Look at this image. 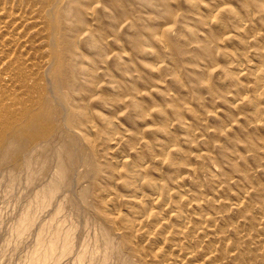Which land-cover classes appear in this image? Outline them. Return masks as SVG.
I'll return each instance as SVG.
<instances>
[{"label":"rangeland","instance_id":"374dc122","mask_svg":"<svg viewBox=\"0 0 264 264\" xmlns=\"http://www.w3.org/2000/svg\"><path fill=\"white\" fill-rule=\"evenodd\" d=\"M81 1L90 8L85 14L58 23L60 37L77 41L67 49L77 85L51 104L45 123L49 163L36 142L0 163V264H264V88L259 96L254 92L264 75V0L249 9L246 0H167V7L161 3L155 10L121 0L126 15L110 9L109 0ZM3 3L10 37L0 61L26 81L5 77L0 94V120L14 123L33 108L39 94L32 88L45 84L40 80L48 67L50 32L40 0ZM133 25L143 26L139 51L128 41ZM211 35L216 39L207 57L201 42ZM83 68L96 70L98 90H89ZM88 99L87 129L76 119L77 106ZM94 111L115 123L109 145L98 139L106 122ZM161 111L168 117L165 127ZM83 134L89 140L81 145L83 156L69 160L67 185L43 200V187L57 174L56 150L63 144L77 148L72 140H84ZM176 149L180 157L172 164L166 153ZM112 156L116 162L107 160ZM26 158L33 159L32 168ZM120 160L136 162L140 189L116 165ZM154 188L162 198L152 194ZM142 203L152 210L143 211ZM131 210L143 213L142 225L123 220Z\"/></svg>","mask_w":264,"mask_h":264},{"label":"bare ground","instance_id":"6f19581e","mask_svg":"<svg viewBox=\"0 0 264 264\" xmlns=\"http://www.w3.org/2000/svg\"><path fill=\"white\" fill-rule=\"evenodd\" d=\"M43 4V11H44V15H45V19L47 20V25H48V29L50 32V43H49V58H48V67L45 71V75L43 76V80H40L42 82H44V86L43 88H35L33 87L32 90H36L37 93L39 94L38 98L34 101L35 103L33 104V108L30 110H25L23 112V114L18 118V121H15L14 123H10L8 121L11 120H0V128L5 127L4 131L0 132V163L5 162L6 160H12L15 158V156L17 155V152L21 153V155H23L25 153V148H27L28 146L31 145V143H38L37 147H42V154L45 158V164L47 165L49 163V156H48V151L50 150V130L48 127L45 126V123H47V121H49L50 117L52 116V108H51V104L52 102L55 103H60L62 100L57 99L56 95L58 93H60L61 95L63 94L64 90H68L70 89H75L77 82L73 79L75 78V73H77L76 70V66L73 65L70 69V67H68L67 63L68 61L70 62V60L68 59V55H67V49L70 47L72 48L73 46H75L76 42L73 40H69V39H65L63 37H60L58 34V30H59V26L58 23H65V21L69 20V18L73 17V15L78 14V15H83L85 14V12L90 9L88 5H86L85 3H83L81 0H71V1H66V3L62 2L65 0H40ZM143 5H145L146 8L148 9H152L155 10V7H157V5H161L164 7H167V0H139ZM255 1V0H254ZM251 0H246L244 2V8L245 9H249L250 7H252V3H258V1L254 2ZM72 3L78 4V7H74L72 6ZM13 4V3H12ZM260 7L262 8L264 5L259 4ZM5 6V3H3V0H0V53H1V48L5 45L6 43V39L7 37H10L9 35L5 34V29H4V23H3V17H2V10ZM105 6V5H104ZM190 6L193 7V11H196L195 9L198 8V6L195 3H191ZM108 7L111 9L113 8H119L122 12L123 15H126V10H124L123 5L121 3V0H109L108 2ZM8 8V7H7ZM17 8V7H16ZM57 12H56V9ZM93 9V7L91 8V10ZM106 9V7L104 8ZM123 9V10H122ZM107 10V9H106ZM20 11V10H19ZM106 12V11H104ZM109 12V11H107ZM19 14V13H18ZM61 14V18L60 20L56 17L57 15ZM88 14V13H87ZM28 15V14H27ZM77 15V16H78ZM113 15V14H112ZM231 17H235L237 15H235L232 10L230 12ZM233 15V16H232ZM124 16H121V18H123ZM239 17V16H238ZM237 17V18H238ZM74 18V17H73ZM97 18V17H96ZM111 18V16H110ZM236 18V19H237ZM75 20V19H74ZM97 20V19H96ZM115 16L112 17V21L109 23V27L110 28H114V24H115ZM81 24L80 26H83L86 24V21L84 19H81L79 21ZM223 22V21H222ZM222 22H220L222 24ZM16 24V23H15ZM205 25H207V23H204ZM219 24V23H218ZM218 24H216L218 26ZM220 24V25H221ZM33 25V24H32ZM22 26V25H21ZM134 26V25H133ZM143 26H140L138 28H135L134 26V33L133 35H129V39L128 41L131 42V44L134 46V49L136 50H140V46L143 42V35L141 33V31L139 30V28H141ZM208 27V26H207ZM12 29V27L10 28V30ZM17 29V28H16ZM20 29V28H18ZM23 29V28H22ZM21 29V30H22ZM28 29V28H27ZM92 29V27H91ZM145 30H148L146 28H144ZM71 30V29H70ZM130 30V29H129ZM222 30V28H221ZM244 30V29H243ZM85 31V30H84ZM130 32V31H129ZM149 32L151 33V35H153L155 33L154 29L149 30ZM165 36H169L168 33H166ZM165 36L162 37L161 39L164 40ZM100 37V36H99ZM207 37H205L204 39H206ZM102 39V38H101ZM145 39V38H144ZM216 39L215 35H211V38H208L207 40H205L204 43L206 46V56L209 57L210 56V48L208 46V44H210V42L214 41ZM90 40V45L96 50V49H101V47H99L97 40L93 39V38H89ZM13 41V40H12ZM86 41H88L86 39ZM79 42V40H78ZM171 42V41H170ZM11 40L9 38L8 40V44H11ZM87 43V44H89ZM145 43V42H144ZM257 43V42H256ZM167 44V43H166ZM48 45V43H47ZM256 45V44H255ZM147 46L144 44V47ZM25 48V47H24ZM93 49V50H94ZM105 50V48H104ZM137 51V52H138ZM96 52V51H95ZM99 52V51H97ZM102 52V51H101ZM145 53V52H144ZM143 53V55H144ZM104 53H102L100 56L101 58H103ZM9 55V54H8ZM74 55V54H73ZM99 55V53H98ZM142 55V56H143ZM10 56V55H9ZM145 56L151 57L149 54H146ZM12 57V56H11ZM106 58V57H104ZM117 58V57H116ZM152 58V57H151ZM3 59V58H2ZM1 59V60H2ZM122 59V58H120ZM5 60V59H4ZM4 60L0 61V94L1 92H3V88H4V83H5V77H9V78H18L16 80V83H20V82H26L25 81V76L22 74L21 71L15 72V69H8L5 70L4 69ZM81 62V59H79ZM123 60V59H122ZM124 61V60H123ZM144 61V60H143ZM89 62V61H88ZM120 63V60H119ZM77 64V63H76ZM79 64V61H78ZM82 64V63H81ZM83 66V65H82ZM86 68V67H85ZM96 68V66L94 67ZM117 68V67H116ZM70 69V70H69ZM98 69V68H96ZM122 70V69H121ZM123 71V70H122ZM258 73V72H257ZM88 80L89 82V90L93 89L96 87V89L98 90L99 88V84L97 82L96 78V70L90 68V69H84L83 68V73H82ZM264 74V73H263ZM109 77H111L109 75ZM73 79V80H72ZM101 79V78H100ZM109 79V78H108ZM116 79V78H115ZM259 81V84L261 85V87H256L255 88V94L256 96H259V94L263 91L262 89L264 88V75H262L260 78H257ZM86 81V80H85ZM83 81V82H85ZM86 81V82H87ZM10 82V81H9ZM113 83V82H112ZM132 84V83H131ZM125 86V85H124ZM263 87V88H262ZM112 88V87H111ZM127 88V86L125 87ZM132 88V87H131ZM262 88V89H261ZM5 89L7 90L8 88L5 87ZM83 89V88H82ZM113 91L115 90L114 87L112 89ZM117 91V90H116ZM83 91H81L82 93ZM91 92V91H89ZM93 92V91H92ZM115 92V91H114ZM77 94V92H76ZM86 94V93H85ZM91 94V93H90ZM98 94V92H97ZM103 94V93H102ZM106 94V93H105ZM112 94V93H111ZM114 95V93H113ZM119 97L122 96L121 94L118 95ZM118 97V98H119ZM106 98V97H105ZM65 99V98H64ZM75 99V98H74ZM81 99V98H79ZM77 97V100H79ZM110 99V98H108ZM116 99V97L112 96L111 97V101ZM72 101V100H71ZM87 103L85 104H80L77 107L81 109V114L80 116L76 119V123L80 126V127H87L88 125H90V123H92L91 120V112L89 109V99L88 101H86ZM101 103V102H100ZM103 103V102H102ZM134 104H136L134 102ZM133 104V106H134ZM60 106V105H59ZM58 106V108H59ZM132 106V105H131ZM136 106V105H135ZM135 108V107H134ZM139 108V107H138ZM176 108V106H175ZM65 110V109H64ZM111 110V109H110ZM141 110V109H140ZM113 111V110H112ZM64 112V111H63ZM67 112V110L65 111ZM95 112V111H94ZM142 112V111H141ZM97 113V115H95L97 118H100L99 121L103 120V122L106 123H102L103 125L105 124V126H103L105 128V132L103 131V134L105 133L104 136H101L98 134V139L99 138H103L101 140V142L103 144L105 143H110V141H113L112 138L115 136V123L109 118L107 119L105 116H103L100 112H95ZM136 113V112H135ZM54 114V113H53ZM56 114V113H55ZM138 114V113H137ZM159 116L163 118L162 121V125L165 127L168 124V117L166 114H164L163 111L159 112ZM144 115V114H142ZM53 118V117H52ZM105 120V121H104ZM130 120H132L130 118ZM182 120V119H181ZM180 120V121H181ZM51 121V119H50ZM184 121V120H183ZM17 122V123H16ZM52 123V122H51ZM132 123V121L130 122ZM94 124V123H93ZM183 124V123H182ZM96 124H94L93 126L95 127ZM135 125V124H134ZM91 126V125H90ZM98 126V125H97ZM183 126V125H182ZM92 127V126H91ZM136 127V126H135ZM88 129V127H87ZM70 130V129H69ZM55 131V129H54ZM90 131V130H88ZM101 131V130H100ZM72 132V131H71ZM74 132V131H73ZM81 132V131H80ZM87 132V131H86ZM98 132V131H96ZM95 132V133H96ZM77 133V132H75ZM79 133V132H78ZM89 134V132H87ZM82 134V132H81ZM80 134V136H81ZM55 135V134H54ZM53 135V136H54ZM90 135V134H89ZM79 136V137H80ZM93 136V135H92ZM97 136V134H96ZM187 136V135H186ZM84 137V142H82L80 139L75 138L73 139V143L74 146L76 145L77 148H73V144H63L61 147H59L56 150V157H57V174L56 176H54L55 178L52 179L51 181H49V183L43 187V195L44 198L43 200L46 198H51L53 196H55V193L58 192V189L60 190L61 186L67 185L66 184V179L67 176L69 175L70 172H72V167L69 165V160L70 158H72L75 153H79V156H83V153H81V145H83L85 142H88L89 138L88 136L86 137V135L83 134ZM82 137V138H83ZM134 137V136H133ZM132 137V138H133ZM167 137V136H166ZM165 137V138H166ZM94 138V137H93ZM135 138V137H134ZM71 140V139H70ZM87 140V141H85ZM132 139H130L129 141H131ZM137 140V139H135ZM168 140V139H167ZM171 140V139H170ZM115 141V140H114ZM135 142V141H133ZM132 141L129 143H133ZM95 143V142H94ZM100 143V144H102ZM165 143V142H164ZM171 143V142H170ZM174 143V142H173ZM172 143V144H173ZM134 144V143H133ZM132 144V145H133ZM136 144V143H135ZM134 144V145H135ZM107 145V146H108ZM163 145V144H162ZM118 146V145H117ZM130 146V145H129ZM167 146V145H166ZM116 147V146H115ZM30 148V147H29ZM109 148V147H108ZM32 149V148H31ZM93 149H95L93 147ZM104 151V149H102ZM101 150V151H102ZM136 150V149H135ZM168 150V149H167ZM97 151V150H96ZM120 152V151H119ZM172 152V153H171ZM171 152L166 153V155L168 154V158H170V162L173 164L174 162H177L176 159L178 157H180V153L181 151H179L178 149L173 150ZM27 153V152H26ZM117 153V152H116ZM28 154V153H27ZM183 154V153H182ZM76 156V155H75ZM134 159V158H133ZM109 162L113 163L116 162L114 157L112 156L111 158L107 159ZM125 160V159H124ZM179 160V159H178ZM141 161V160H138ZM19 162V161H18ZM35 162V161H34ZM55 162V161H54ZM78 162V161H77ZM169 162V163H170ZM17 163V162H16ZM26 164H27V168L31 167L33 164V159L31 158H26ZM118 167H122L121 170L125 172V174L127 175V178H130L132 180H135L134 184H136L137 182H140L142 180H139V171L137 169L138 165H136V162H129V163H125L122 162V160H120L117 164ZM171 165V164H169ZM56 166V165H55ZM116 166V167H117ZM117 167V168H118ZM170 167V166H169ZM32 168V167H31ZM116 169V168H115ZM29 170V169H28ZM120 170V169H119ZM118 170V171H119ZM117 171V170H116ZM113 171L110 172V174L112 175ZM117 173V172H116ZM139 180V181H138ZM125 182V181H124ZM129 182V181H128ZM127 183V181L125 182V184ZM141 183V182H140ZM74 184V183H73ZM130 184H133L130 183ZM122 186H124L122 184ZM127 186H129L127 184ZM136 186L139 188L140 184H136ZM129 188V187H128ZM127 188V189H128ZM141 188V186H140ZM139 188V189H140ZM165 189V186L164 188ZM76 190V189H75ZM126 190V189H125ZM159 190V189H158ZM165 191V190H164ZM153 195L158 199V198H162V194L160 193V191H157V188H154L152 191ZM166 192V191H165ZM83 193V192H82ZM164 194V193H163ZM36 196V195H35ZM82 196H84L82 194ZM143 196V195H142ZM165 196V195H164ZM167 196V195H166ZM165 196V197H166ZM101 197V196H100ZM156 199V201H158ZM163 199H167L164 198ZM140 202H142V200H140ZM166 201H164L165 203ZM130 204V203H129ZM167 204V202H166ZM131 206V205H130ZM129 207V206H128ZM130 208V207H129ZM142 208L143 211H148V210H152L151 208H148L144 203H142ZM136 209V208H135ZM116 212V211H115ZM151 212V211H149ZM131 213V217L128 218V216L123 215V220L126 221L128 224L132 223V224H136L138 223V225H142L143 222H141V218L144 216L143 213L140 215L138 212L130 211ZM121 213L119 211L116 212V216L120 217ZM146 214V219L147 217V213ZM150 214V213H149ZM143 215V216H142ZM115 216V217H116ZM126 218V219H124ZM179 218V217H178ZM184 218V217H183ZM24 219V218H23ZM143 220V219H142ZM24 222H27V224L29 223V220H26ZM148 222H150V227L153 226V220H149ZM177 222V221H176ZM178 222H180V224H182L183 222L181 220H179ZM147 223V222H146ZM184 224V223H183ZM137 225V226H138ZM185 225V224H184ZM188 226V225H187ZM185 227V226H182ZM26 229V228H25ZM23 231V230H22ZM21 232V231H20ZM106 233V231H105ZM108 234V233H107ZM109 235V234H108ZM106 235V240L109 241L110 237ZM104 237V236H103ZM105 238V237H104ZM110 242V241H109ZM110 244V243H108Z\"/></svg>","mask_w":264,"mask_h":264}]
</instances>
